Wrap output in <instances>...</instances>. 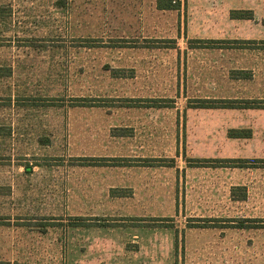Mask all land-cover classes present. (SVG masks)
Listing matches in <instances>:
<instances>
[{
	"label": "rangeland",
	"instance_id": "obj_1",
	"mask_svg": "<svg viewBox=\"0 0 264 264\" xmlns=\"http://www.w3.org/2000/svg\"><path fill=\"white\" fill-rule=\"evenodd\" d=\"M256 5L258 17L244 12L259 39L233 46H264V0ZM162 17L170 34L172 13ZM179 17L185 27L186 7ZM155 31L157 0H0V264H106L111 254H93L87 236L125 234L131 225L159 228V264H264V168L187 161L215 151L264 156V147L239 145L221 131L259 121L264 135V115L189 111L205 84L188 81V63L203 51L149 36ZM204 129L225 140L200 147ZM131 143L173 167L153 176L159 187L119 198L123 192L99 186L101 169L91 166L103 161L88 159ZM234 186L247 187L244 201L232 198ZM93 205L109 211L79 216ZM122 212H158L173 227ZM196 214L226 219L220 228H194Z\"/></svg>",
	"mask_w": 264,
	"mask_h": 264
},
{
	"label": "crops",
	"instance_id": "obj_2",
	"mask_svg": "<svg viewBox=\"0 0 264 264\" xmlns=\"http://www.w3.org/2000/svg\"><path fill=\"white\" fill-rule=\"evenodd\" d=\"M256 3L257 0H185L180 7L159 8V32L155 31L156 35L149 36H155L159 40H165L166 37L175 38L179 46L185 44L181 40H184V42L186 40L195 52L197 50L203 51V58L194 59L193 61L189 60L188 63V81L205 84V92L200 96L192 98L211 101L234 100L239 102L256 100L264 103V59L246 58L244 56L245 51L257 52L261 55L264 53V46H233V43H227L233 39H259L258 24L253 23L255 28L250 24H246L254 20L231 17L232 11L245 10L253 11L255 18L258 17L259 10ZM185 7L187 9V20L184 27L183 22L180 23L179 15ZM167 12L172 13L173 22L175 23L174 29L171 30L170 34L161 29L162 22L164 21L162 16ZM180 26L183 28H180ZM244 26H248L249 29L245 31ZM210 40L224 41L226 43H216L213 45L198 43ZM193 41L197 42L191 43ZM191 110H199L205 114L207 111L237 110L245 111L255 116L264 115V107L208 108L194 106L189 108V111ZM259 127V121H253L248 124H238L235 128H228L226 126L221 131L224 138L236 143L239 142V145L240 143L252 144L260 148L264 147V135H260ZM231 130L250 131V135L248 137H233L229 134ZM206 132L204 129L200 147L221 145L222 141L225 140L222 136L220 139L213 137V130H211L210 135H207ZM188 146L192 147L193 145L189 143ZM128 147L129 149L124 152L117 150L115 153H108V155L99 157L93 156L88 159L97 160L98 162L103 161L104 164H94V166H91L101 169L98 172L100 178L99 186L107 188V192H123L118 195L115 194L119 198L136 196L140 192L147 193L148 189L159 187L158 179L153 176L161 169L173 167L172 164L162 160L164 158L161 155H157V153L145 154L143 145L131 143L128 144ZM243 159L263 160V151L258 150L252 156L246 155L242 157H222L219 152L215 151L211 154H199L193 158H188L187 161L189 165H192L189 168L203 165L204 168L222 169L228 167V165H235L234 167L240 165V163H222L223 160L237 161ZM111 160H116V162L113 163ZM159 160L161 161L159 162ZM97 161L92 162L98 163ZM249 168H264V166ZM236 187L245 188L247 194L246 186H234L231 192L233 190L236 192ZM232 198L235 201H244L246 199ZM107 209V206L93 205L92 207H85L86 211L92 212L88 214L89 216L87 214L79 216L89 218L106 216L104 212L109 211ZM122 214H125L124 217L127 215L124 212ZM127 216H130L128 218L147 217L157 219L159 218V213L147 212V214L143 215L129 214ZM196 217L198 220H213L210 224L214 225L204 228H220L222 222L226 219L223 217L212 218L211 216L202 214H196ZM242 220L244 219H240L239 221ZM194 221H196L195 223H199L197 220ZM120 227L123 226L117 227L119 231H121ZM126 227L123 230V232H127L125 234L113 236L88 235V242L93 244L92 253L95 254V251L105 254L110 253V258H106L109 259L106 264H159V228L145 226L135 228L132 225ZM194 228L202 227L194 226ZM173 241L174 239H169V242L173 243ZM96 243H104V245L96 246ZM173 247L172 244L169 250H173Z\"/></svg>",
	"mask_w": 264,
	"mask_h": 264
},
{
	"label": "trees",
	"instance_id": "obj_3",
	"mask_svg": "<svg viewBox=\"0 0 264 264\" xmlns=\"http://www.w3.org/2000/svg\"><path fill=\"white\" fill-rule=\"evenodd\" d=\"M158 2V7L162 8V9H169L172 8L174 6H176L175 4H173L172 0H157ZM231 17L232 18H250V16H248L247 14H245L244 11H232L231 12ZM253 17V16H252ZM198 43H207L208 45H213L216 43H226L224 41H214V40H210L207 42H198ZM227 43H232V42H227ZM245 44H249V43H253V42H244ZM197 107H208V108H237V107H244V108H258V107H264V103L260 102V101H256V100H250V101H234V100H199L198 104H196ZM229 134L233 137H248L250 135V131H239V130H231L229 132ZM90 161H97V160H93L91 159ZM113 163L116 162V160H111ZM161 160H159L160 162ZM205 161H209V160H205ZM98 162V161H97ZM222 163H240V165H245L246 167H259V166H264V159H243V160H223ZM243 167V166H242ZM243 193L242 194H236L235 190H233V197L235 199H240V200H244L247 196L246 192H245V188H241ZM157 222V225H161L163 226H167V227H173L170 226L172 224H169V222L171 221L170 219H164V218H159L158 220H155ZM199 221L200 224H196L198 225L197 227H211L214 224H210L211 221L213 220H205V219H199L197 220ZM245 222H249V220H242ZM167 223V224H166ZM246 224L242 223L241 227H246Z\"/></svg>",
	"mask_w": 264,
	"mask_h": 264
},
{
	"label": "built area",
	"instance_id": "obj_4",
	"mask_svg": "<svg viewBox=\"0 0 264 264\" xmlns=\"http://www.w3.org/2000/svg\"><path fill=\"white\" fill-rule=\"evenodd\" d=\"M173 4H176L179 0H172Z\"/></svg>",
	"mask_w": 264,
	"mask_h": 264
}]
</instances>
